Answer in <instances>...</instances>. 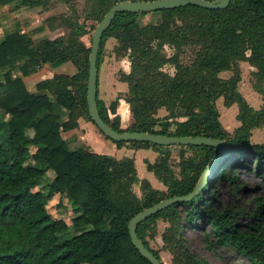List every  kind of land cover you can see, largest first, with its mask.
Masks as SVG:
<instances>
[{
	"label": "trees",
	"instance_id": "16d2710c",
	"mask_svg": "<svg viewBox=\"0 0 264 264\" xmlns=\"http://www.w3.org/2000/svg\"><path fill=\"white\" fill-rule=\"evenodd\" d=\"M46 1L0 4L34 7ZM91 1L87 18L99 21L122 0ZM150 12L159 13V19L142 21L145 11L117 12L103 33L98 69L106 42L114 37L113 50L117 57L129 56L130 70L118 72L128 84L124 95L106 105L97 94L102 118L118 131L221 137L229 142L230 153L200 192L151 214L138 224L137 234L161 259L149 236L156 233L159 218L168 221L162 240L172 254L170 264H210L188 245V228L201 229L211 248L237 254L245 264H264V142L251 138L254 128L264 126V0ZM61 21L67 30L54 38L35 40L19 26L0 37V264H152L131 241L130 218L163 198L190 192L218 149L112 139L118 147L157 151L153 161H144L165 186L158 188L148 178H139L133 156L117 158L88 144L73 147L63 132L78 127L81 116L91 120L87 103L91 45L82 38L89 32L85 19L65 15ZM241 61L254 66L252 85L263 100L259 108L238 88ZM64 62L76 70L55 72L38 80L36 90L27 88L25 76L40 71L44 63ZM167 65L173 72L165 69ZM227 70L232 73L223 77L221 72ZM220 96L226 106L238 105L240 124L232 131L220 119L216 103ZM121 97L130 108L126 125L117 113ZM161 107L167 110L162 117L157 116ZM172 146L179 147L177 172ZM49 169L54 178L35 189ZM135 183L141 195L134 190ZM255 188L261 193L245 200L247 191ZM55 194L72 202L71 222L49 212L47 204ZM70 227L79 231L60 237Z\"/></svg>",
	"mask_w": 264,
	"mask_h": 264
},
{
	"label": "rangeland",
	"instance_id": "374dc122",
	"mask_svg": "<svg viewBox=\"0 0 264 264\" xmlns=\"http://www.w3.org/2000/svg\"><path fill=\"white\" fill-rule=\"evenodd\" d=\"M91 0H71L70 3L68 4L65 0H47L44 5L41 6H34V7H27L25 5H21L20 7L16 8L14 7L13 4H7V5H1L0 4V37L7 31H9L12 28H16L19 26L22 30H25L29 32L30 34L33 35L34 39H38L40 36H51V34L54 32L53 29L55 26L62 28V30L66 31L67 28L66 26L62 23L61 17L68 15L71 18H75L79 21H83L85 19V24L89 30L87 34L83 36L85 42L88 45H91V34L94 30L93 26H96L98 20L93 19V18H87L89 16V10H90V4ZM37 8H40V10H35ZM35 10V11H31ZM160 17L159 13H152L148 12L142 17V21H155L158 20ZM60 31V30H59ZM116 44V38L114 37H109L106 45L103 49L102 52V62H101V67L99 71V77H100V89H98V95L104 100L106 99V104L109 105L113 99H111L110 95V82H111V77L112 69L113 67L110 66L109 64L113 59L117 58L116 53L113 50L114 45ZM128 58V61L127 59ZM117 60H119L120 65L116 66V73L117 76L119 75V69L120 66L122 68H126L130 70V58L128 55H124L121 57H118ZM122 64V65H121ZM74 67V66H73ZM46 68V67H45ZM166 70L173 72V67L167 65L165 67ZM250 67L248 63L244 62L243 67H242V79L240 81V89L243 93L249 95L254 93L255 97H251L252 103L255 105H258V102L262 98V95L257 92L252 85L253 78L250 73ZM74 70L76 68L74 67ZM45 71V73H44ZM41 72L44 74H41L39 71L31 74L30 79L33 80L29 83L30 86L33 87V83L36 79H41L47 76H50V72H47L46 69H44V65L41 68ZM232 72L230 70L223 71L221 72V75L223 77H227L231 74ZM119 78V76H118ZM98 82V84H99ZM126 86H128L127 82ZM121 94H118L117 96H120ZM116 96V97H117ZM115 97V98H116ZM114 98V99H115ZM218 101V102H217ZM218 109L220 111V116L222 120L225 122L226 120L234 119L236 122L239 123V121L235 118V115H233V111L230 110L233 108H237V105L234 104L230 108L229 106H226L223 103V97L220 96L216 100ZM124 112H128L126 109L123 110ZM1 112V109H0ZM167 114V110L162 107L158 110L157 116H164ZM85 121L88 122L90 119L87 117H84ZM263 128V127H262ZM264 129V128H263ZM80 130V129H79ZM89 132V131H88ZM86 128L83 127L79 132L76 133V138L72 139L74 142L72 143V146H78L82 144H87L89 145L90 148H92L95 151L98 152H103L107 154H111L117 158L123 157L125 155L127 156H133L134 155V150L130 147L129 145H123L122 147H118L115 142L111 138L107 137H102L101 140H96L92 137L93 142L87 141L86 140ZM96 134H101L99 128L95 125L93 127L92 135ZM91 135V136H92ZM252 138V137H251ZM256 139H264V130L262 131H257L256 135L254 137L255 141ZM85 141V143H84ZM89 142V143H88ZM173 150V158H172V165L174 170L177 172L178 171V157H179V147L178 146H172ZM154 154L155 157L157 156V151H153L152 149H144L140 148L137 151L136 156L137 157H142V156H150V154ZM134 157V156H133ZM148 159V158H144ZM155 158L152 159V161ZM142 160V159H141ZM150 160V159H149ZM145 162V161H144ZM136 165V164H135ZM137 169V174L139 178H144L145 175H148L150 178L154 180V182H160L162 187H165L162 182L155 176L154 172L150 171L147 169L146 164H141V161L139 160L138 164L136 165ZM54 178V171L52 169H49L47 171V175L44 178V180L41 182V184L35 189H38L39 187H45L46 183ZM149 178V179H150ZM245 180L255 184L257 182V178H255L252 175H244ZM151 179V180H152ZM152 180V181H153ZM134 190L137 192L138 195H141V189L139 186V183L134 184ZM254 193H261L260 188H255L252 192L247 191L245 194V200H249L251 198V195ZM47 208L51 215L53 217H62L66 219L67 222H71V218L74 215L73 209H72V202L67 199L64 195L60 194H55L52 198L49 199ZM168 225V221L159 218L156 222V233L152 236H149V242L150 246L156 250H158L160 257L162 261H164L166 264H170L172 261V254L170 251L164 247V243L162 240V233L165 230V227ZM78 229L74 228H69L66 232H63L60 234V237H66L70 236L71 234L78 232ZM186 238H187V243L190 246V248L199 256L205 257L208 259L210 264H245V261L239 257L237 254H234L222 247H209L208 243L206 242L205 239V233L201 229H191L188 228L186 229L185 232Z\"/></svg>",
	"mask_w": 264,
	"mask_h": 264
},
{
	"label": "water",
	"instance_id": "95a60500",
	"mask_svg": "<svg viewBox=\"0 0 264 264\" xmlns=\"http://www.w3.org/2000/svg\"><path fill=\"white\" fill-rule=\"evenodd\" d=\"M231 0H122L114 3L110 9L104 14V16L97 22L92 34H91V50L89 53V77L87 83V103L88 113L91 120L97 125V127L109 138L116 141H149L152 143L162 145H181V144H193L200 145L206 144L215 146L218 149V154L213 157L205 169L199 176V179L194 188L186 193L175 196H169L163 198L158 202L145 207L140 210L134 216L130 218L128 228L131 236L132 243L138 248L140 253L150 260L152 264H166L162 259L158 258L152 250H150L137 234V226L144 221L148 216L158 212L171 205L174 202L183 200H189L193 198L198 192H200L210 178L218 169V166L222 159L230 153L229 142L221 137H213L206 135H167L149 131H131V130H116L111 124L106 122L99 111L97 94H98V65L97 58L100 49V43L104 31L111 24L113 18L117 12L121 11H133V12H150L162 8H173L176 6H183L188 4H195L206 8H225L229 5Z\"/></svg>",
	"mask_w": 264,
	"mask_h": 264
},
{
	"label": "crops",
	"instance_id": "0c3cea01",
	"mask_svg": "<svg viewBox=\"0 0 264 264\" xmlns=\"http://www.w3.org/2000/svg\"><path fill=\"white\" fill-rule=\"evenodd\" d=\"M35 10H40V8H37V9H35ZM35 10H31V11H35ZM36 12V11H35ZM51 29H53L54 30V32L51 34V36H49L50 38H54V37H56V36H58V35H60V34H63L64 33V30H62V28H60V27H54V28H51ZM60 30V31H59ZM23 31H25V30H23ZM27 32V31H26ZM32 35V34H31ZM33 36V35H32ZM40 37H44V36H40ZM48 37V36H47ZM83 38V37H82ZM84 39V38H83ZM36 40V39H35ZM118 58V57H117ZM117 58H115V59H113V61H111L110 62V64H109V67L110 66H112L113 68L112 69H114L112 72V77H111V82H110V92H111V95H110V97H111V99H114L118 94H123L124 95V93L128 90V86H126V81H123V80H120L119 78H118V76H117V73H116V66H119L120 64L119 63H122V62H119V60H117ZM127 59V61H128V58H126ZM244 62L246 63H248V65H249V67H250V73H251V71L254 69V66L253 65H251L248 61H241L240 62V65H241V69H242V67H243V64H244ZM130 63V62H129ZM122 65V64H121ZM46 67V68H45ZM100 67H101V65H100ZM42 68V67H41ZM41 68H40V73L41 74H44L45 73V71H44V73L43 72H41ZM44 69H46V71L47 72H50L51 74L50 75H52L53 73H55V72H65V73H69V74H72L75 70H74V67L72 66V64L70 63V62H64V63H62V64H60V65H57V66H53V65H51L50 63H44ZM120 69H124V70H126V71H129L128 69H126V68H122V66H120ZM119 69V70H120ZM100 71V70H99ZM30 76L31 75H27V76H25L24 77V79H25V83H26V85H27V88L29 89V90H31V91H34V90H36V82L38 81V80H40V79H36L35 81H34V83H33V87L34 88H32V86H30V82L34 79H30ZM42 79V78H41ZM242 79V78H241ZM98 80L99 81H101L100 80V77H99V72H98ZM98 81V82H99ZM241 81V80H240ZM239 85H240V82H239V84H238V88H239V90H240V92L245 96V98L248 100V102L253 106V107H255V108H259L261 105H262V102H263V100H262V98L260 99V101L258 102V105H255L254 103H252V100H251V98H250V96L251 97H255V94L254 93H252V94H249V95H247V94H245V93H243L242 91H241V89H240V87H239ZM100 86H101V84H100V82H99V84H98V89H100ZM99 96V95H98ZM100 97V96H99ZM101 98V97H100ZM102 99V98H101ZM104 102L105 103H107L106 102V99L104 98ZM218 102V101H217ZM234 104H236V103H233V104H231V105H229V107L228 108H230L231 106H233ZM107 105V104H106ZM237 105V104H236ZM162 108V107H161ZM127 110L128 112H124L123 110ZM230 110H232L234 113H233V115H235V118H236V115H237V113H238V105H237V108H233V109H231L230 108ZM117 113H119L120 115H121V122H122V125H126L128 122H130V108H129V103L123 98V97H121L120 99H119V104H118V108H117ZM85 116H81L79 119H78V122H79V125H78V127H76V128H74V129H71V130H68V131H64L63 132V136L64 137H66V138H68L69 140H70V142L71 143H73L74 141L72 140V139H75L76 137V133L77 132H79L83 127H85L86 128V131H87V133H86V140L87 141H91V142H93V140H92V137L94 138V139H96V140H101V138L102 137H104V135L101 133V134H96V133H94L93 135H92V131H93V127H95V124L90 120H88V122L87 121H85V118H84ZM220 119H221V121H222V123H223V125H224V127L227 129V130H230V131H232V130H234L239 124H240V121H239V123L238 122H236L235 121V119H234V122H233V120H230V119H228V120H226L225 122L222 120V118H221V116H220ZM264 128V126H260V127H256V128H254L253 130H252V139L254 140V137H255V135H256V132L257 131H262L263 132V128ZM80 129V130H79ZM89 131V132H88ZM92 135V136H91ZM102 141V140H101ZM255 141H257V142H264V139H256ZM84 143H85V141H84ZM89 143V142H88ZM86 144H87V142H86ZM79 146V145H78ZM128 147H130V146H128ZM130 148H132V149H135L134 150V158H135V164L137 165L138 164V162H139V160L141 161V164H145V162H144V158H148V159H150L151 161H152V159L153 158H155V155L154 154H150V156H142V157H137L136 156V154H137V151H138V149H140V148H133V147H130ZM144 149H152V148H144ZM153 150V149H152ZM153 151H155V150H153ZM98 152V151H97ZM156 152V151H155ZM101 153H103V152H101ZM125 156H127V155H125ZM142 159V160H141ZM144 177H146V178H150L148 175H145ZM152 178H150L149 180L151 181V183L155 186V187H158V188H163L162 186H161V184H160V182H154V180L152 181L151 180Z\"/></svg>",
	"mask_w": 264,
	"mask_h": 264
}]
</instances>
